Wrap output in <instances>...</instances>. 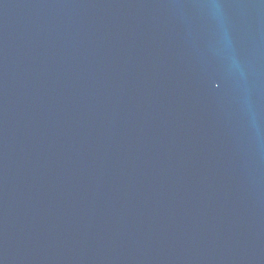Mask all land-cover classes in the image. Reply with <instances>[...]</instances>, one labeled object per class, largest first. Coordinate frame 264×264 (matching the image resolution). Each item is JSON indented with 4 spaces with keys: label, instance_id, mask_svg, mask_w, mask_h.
I'll use <instances>...</instances> for the list:
<instances>
[{
    "label": "water",
    "instance_id": "water-1",
    "mask_svg": "<svg viewBox=\"0 0 264 264\" xmlns=\"http://www.w3.org/2000/svg\"><path fill=\"white\" fill-rule=\"evenodd\" d=\"M0 264H264V0H0Z\"/></svg>",
    "mask_w": 264,
    "mask_h": 264
}]
</instances>
